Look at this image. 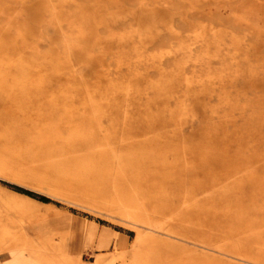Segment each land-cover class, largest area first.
I'll list each match as a JSON object with an SVG mask.
<instances>
[{
    "label": "rangeland",
    "instance_id": "rangeland-1",
    "mask_svg": "<svg viewBox=\"0 0 264 264\" xmlns=\"http://www.w3.org/2000/svg\"><path fill=\"white\" fill-rule=\"evenodd\" d=\"M0 264H264V0H0Z\"/></svg>",
    "mask_w": 264,
    "mask_h": 264
},
{
    "label": "bare ground",
    "instance_id": "bare-ground-1",
    "mask_svg": "<svg viewBox=\"0 0 264 264\" xmlns=\"http://www.w3.org/2000/svg\"><path fill=\"white\" fill-rule=\"evenodd\" d=\"M224 198V197H223Z\"/></svg>",
    "mask_w": 264,
    "mask_h": 264
}]
</instances>
